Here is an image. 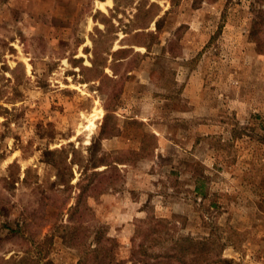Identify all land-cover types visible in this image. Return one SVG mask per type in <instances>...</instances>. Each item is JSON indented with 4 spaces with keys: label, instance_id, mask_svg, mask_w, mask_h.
Listing matches in <instances>:
<instances>
[{
    "label": "rangeland",
    "instance_id": "1",
    "mask_svg": "<svg viewBox=\"0 0 264 264\" xmlns=\"http://www.w3.org/2000/svg\"><path fill=\"white\" fill-rule=\"evenodd\" d=\"M252 3L0 0V264H93L98 227L124 259L154 227L157 252L264 264Z\"/></svg>",
    "mask_w": 264,
    "mask_h": 264
},
{
    "label": "trees",
    "instance_id": "2",
    "mask_svg": "<svg viewBox=\"0 0 264 264\" xmlns=\"http://www.w3.org/2000/svg\"><path fill=\"white\" fill-rule=\"evenodd\" d=\"M252 7L257 15L253 20L250 38H252L258 46L262 42L258 33L264 32V0H253ZM85 193L86 190L84 189L78 195L76 204L68 209L70 225L66 226V230L68 232L67 237H69V241L72 238L76 239L77 234L81 231L86 230L87 234V227L84 228L82 225L83 223L78 225L72 224L76 214H80L87 210V208L81 206ZM160 231V229L154 227L147 229L140 237L138 243H135V240L131 242L130 255L127 259H124L117 255V249L119 247L117 240L109 237L103 227L95 228L92 232L93 236L87 244L93 256V264H217V261L211 257V248L203 244L190 246L174 245L163 252L153 250V246L148 240ZM90 233L91 231L88 228L89 237H91ZM42 264H51V262L46 261Z\"/></svg>",
    "mask_w": 264,
    "mask_h": 264
},
{
    "label": "bare ground",
    "instance_id": "3",
    "mask_svg": "<svg viewBox=\"0 0 264 264\" xmlns=\"http://www.w3.org/2000/svg\"><path fill=\"white\" fill-rule=\"evenodd\" d=\"M101 112V111H100Z\"/></svg>",
    "mask_w": 264,
    "mask_h": 264
}]
</instances>
